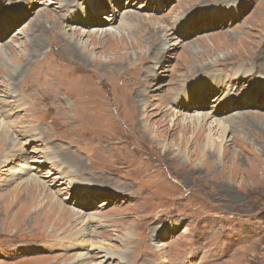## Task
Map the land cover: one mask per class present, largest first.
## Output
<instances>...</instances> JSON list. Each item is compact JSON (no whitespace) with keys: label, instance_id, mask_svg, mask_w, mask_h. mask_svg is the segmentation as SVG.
<instances>
[{"label":"rangeland","instance_id":"obj_1","mask_svg":"<svg viewBox=\"0 0 264 264\" xmlns=\"http://www.w3.org/2000/svg\"><path fill=\"white\" fill-rule=\"evenodd\" d=\"M260 77L264 0H0V264H264Z\"/></svg>","mask_w":264,"mask_h":264},{"label":"bare ground","instance_id":"obj_2","mask_svg":"<svg viewBox=\"0 0 264 264\" xmlns=\"http://www.w3.org/2000/svg\"><path fill=\"white\" fill-rule=\"evenodd\" d=\"M72 1V0H71ZM74 1H76V0H74ZM13 10V9H12ZM214 13H217V12H215L214 11ZM215 18L214 17H210V20H214ZM113 20V18L111 17L110 18V22L109 23H111V21ZM212 21H208V22H212ZM101 23H103V22H99L98 24H101ZM175 28H177V26H175ZM112 33H109V35H114L115 34V31L114 30H112L111 31ZM232 72H230V74L232 75V76H238V74H239V72L241 71V73L240 74H244V68L242 67V65H240V66H233L232 67V70H231ZM68 73V72H67ZM255 76V78L257 79V80H260L258 77H257V75H256V72H255V74H254ZM209 77H207V79H208ZM260 78H264V77H260ZM223 79H224V75H219V76H217L214 80L213 79H211V78H209L208 80H209V82H210V84H209V86L210 87H212V88H214L215 90H217V91H219V92H222L223 91V88H224V85H225V82L223 81ZM50 81V80H49ZM54 82V81H53ZM75 82H76V80L75 79H71L70 77L63 83V90H65L66 91V96H68V97H77L76 96V94H75V90H72V88H71V86H73L74 87V84H75ZM228 82H230L229 80H228ZM53 84H55V83H53ZM52 87V86H51ZM55 89H58V85H57V88H55ZM79 89H81L82 90V87H80ZM54 90V89H53ZM55 91V90H54ZM56 92V91H55ZM60 94H62V93H60ZM59 95V94H58ZM103 96H104V94H103ZM230 96V95H229ZM57 97V96H56ZM54 98V97H53ZM104 98L106 99V97L104 96ZM81 99V98H80ZM52 101H53V99H52ZM126 101V100H125ZM118 102H119V100H115L114 102L113 101H111L110 102V107L112 108V110H115V106H116V104H118ZM129 102V101H128ZM129 103H131V102H129ZM5 103H3V102H0V105H4ZM89 104V99H87V100H85L84 102H83V104H82V107L81 108H79L77 111H76V113L74 114V117L73 118H71V119H66V118H64L62 115H60V114H57L56 112L54 113V117L57 119V123H59L58 124V126H53V130H56L57 129V127H58V129L61 131L62 130V127L64 126L65 127V131H63L62 133L65 135V136H71L69 133H72L73 132V134H76V133H79L78 134V136H80V137H82V138H85L86 137V142L88 143V144H90V142H92V146H93V148L95 147H99V148H101V149H103L104 151H111V148H113L114 147V145H115V143L112 145L111 143H109V144H107V143H104V141H100V140H92L91 138H92V135H83V134H81L80 133V129H78V126L80 125V122L83 120L82 119V117H80V113L83 111V110H85L86 108H87V105ZM7 105H9V104H7ZM66 108H68V107H66ZM71 111H73V110H75L74 109V107L73 106H71V108H69ZM103 110V109H102ZM63 111V110H62ZM61 113V112H60ZM70 114V113H69ZM67 134H69V135H67ZM126 136H128V135H125L124 136V141H125V145L124 146H120V149H131V150H137V151H139L140 150V145L133 139V138H131V137H129L128 136V139H129V141H128V143H127V139H126ZM131 136V135H130ZM133 137V136H132ZM111 142H113V141H111ZM130 142L132 143V144H130ZM206 143L208 144V145H206ZM205 144H204V146L203 147H205V149H206V147H208L209 149H212V142H206ZM199 145V144H198ZM198 145H196V146H198ZM196 148H198V147H196ZM200 149H202L201 147H200ZM204 149V150H205ZM207 150V149H206ZM195 152L197 151V150H194ZM202 151H203V149H202ZM198 152V151H197ZM220 152V151H219ZM201 153V152H200ZM200 153H199V155H200ZM203 153V152H202ZM205 153V152H204ZM181 152H180V155H179V157L181 156ZM125 165V163H123L122 164V166H124ZM122 166H119L118 168H121ZM117 168V169H118ZM3 169H5V168H3ZM117 169H109V173H111V174H113V173H115V171L117 170ZM95 177V176H94ZM95 178H100V176H99V174H97L96 175V177ZM97 182V181H96ZM99 183V182H98ZM100 184H101V182H100ZM80 185H82V183L81 182H75V186H74V188L76 189V190H78L79 191V193L80 194H85V193H90L89 191H91V190H89L88 189V186H84V187H80ZM21 186H25V187H29V186H31L32 188L34 187V188H36L38 191H39V195H41V197H45V198H47L48 199V197L49 196H51V194L50 193H48L47 191H46V189L44 188V185H43V183H41V181L40 180H38L35 176H31V178H29V179H27L26 180V182H21L20 183V187ZM31 187H29V188H31ZM35 190V189H34ZM37 193V192H36ZM120 194V193H119ZM40 197V198H41ZM44 198V199H45ZM52 199V198H51ZM61 207V206H60ZM60 209V208H59ZM36 212H38V211H35V213ZM94 217L95 216H93V215H90V218H89V222L88 223H92V222H94ZM97 221V220H96ZM88 241H91V240H88ZM87 241V242H88ZM124 248H127L126 246L124 247ZM93 250H94V248H93ZM117 256H114V257H111V258H116ZM120 260V259H119Z\"/></svg>","mask_w":264,"mask_h":264}]
</instances>
